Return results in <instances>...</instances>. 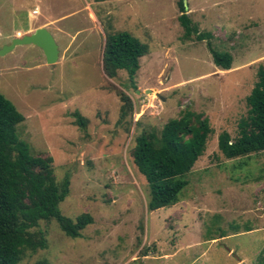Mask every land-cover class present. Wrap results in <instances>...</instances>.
Returning a JSON list of instances; mask_svg holds the SVG:
<instances>
[{"label":"rangeland","instance_id":"rangeland-1","mask_svg":"<svg viewBox=\"0 0 264 264\" xmlns=\"http://www.w3.org/2000/svg\"><path fill=\"white\" fill-rule=\"evenodd\" d=\"M184 1L0 0V50L39 28L59 48L52 66L32 45L0 56V92L25 117L17 134L35 156L53 158L58 182L70 176L62 214L93 218L78 239L41 222L34 231L47 249L19 264H264V152L229 160L219 150L222 133L240 137L264 65V0ZM183 15L209 40H187ZM118 32L148 47L133 85L125 71L116 80L103 72L107 35ZM209 45L232 56L231 70L214 64ZM122 94L131 107L123 121ZM187 111L209 119L206 151L179 203L150 212L136 139Z\"/></svg>","mask_w":264,"mask_h":264},{"label":"trees","instance_id":"trees-1","mask_svg":"<svg viewBox=\"0 0 264 264\" xmlns=\"http://www.w3.org/2000/svg\"><path fill=\"white\" fill-rule=\"evenodd\" d=\"M180 23L187 40L192 35L199 42L209 40L208 34L199 33L186 15L180 17ZM208 47L214 64L224 71L231 70L232 56ZM147 54L148 47L129 33L109 34L103 72L108 79L116 80L118 72L125 71L133 85L140 60ZM121 100L120 120L123 121L131 107L123 94ZM247 106L248 117L239 125L240 137L232 141L226 132L219 137V150L229 160L264 152V65L259 68L258 81L247 98ZM73 116L76 125L85 131L87 120L79 112ZM24 122L23 114L0 92V264H19L26 252L47 249L45 234L34 231L41 222L55 220L71 239L81 238L82 231L93 223L89 214L75 221L62 214L60 205L70 194V176L58 182L53 158L35 156L30 146L20 140L17 127ZM211 133L207 117L187 111L180 119L169 121L160 134L153 130L136 139L133 158L150 188V212L179 203L189 184L186 176L204 155ZM35 264L48 262L42 260Z\"/></svg>","mask_w":264,"mask_h":264},{"label":"water","instance_id":"water-1","mask_svg":"<svg viewBox=\"0 0 264 264\" xmlns=\"http://www.w3.org/2000/svg\"><path fill=\"white\" fill-rule=\"evenodd\" d=\"M184 4L185 8H187V0L184 1ZM28 45L40 48L46 57L48 65L52 66L58 62L59 48L51 33L45 28H39L32 34L15 38L10 46H7L3 50H0V56L13 51L18 46Z\"/></svg>","mask_w":264,"mask_h":264},{"label":"crops","instance_id":"crops-1","mask_svg":"<svg viewBox=\"0 0 264 264\" xmlns=\"http://www.w3.org/2000/svg\"><path fill=\"white\" fill-rule=\"evenodd\" d=\"M27 32H28V31H27ZM27 32H25L24 34H25V35H29V34H27ZM19 34H22V33H21V32H18L16 36L18 37Z\"/></svg>","mask_w":264,"mask_h":264}]
</instances>
